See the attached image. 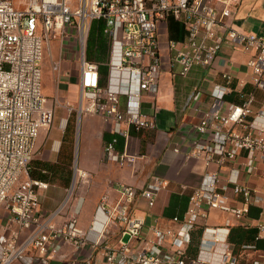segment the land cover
I'll return each mask as SVG.
<instances>
[{"label":"built area","instance_id":"2783aa9c","mask_svg":"<svg viewBox=\"0 0 264 264\" xmlns=\"http://www.w3.org/2000/svg\"><path fill=\"white\" fill-rule=\"evenodd\" d=\"M77 4V9L72 10L68 0H28L18 9L13 0H0V211L5 215L0 226V264H53L65 245L71 248L72 255L71 259L62 258L73 261L91 242V233L95 237L92 245L98 247L115 225L123 227L129 243L117 248L104 245L107 264H186L190 232L207 211L231 214L237 222H243L251 206L263 202L250 187L238 183L237 172L236 180L229 183L234 185V195L243 200L240 206H233L227 195L228 185L221 184L220 171L211 170L224 168L246 151L243 171L264 180V123L255 125L249 121L253 95L223 112L221 102L228 89L215 87V104L189 130L194 136L192 143L185 151L174 149L186 159L202 160L205 168L200 186L190 197L181 230L152 229L154 240L143 242V248L131 249L130 243L141 235L145 221L132 216L130 207L137 200L144 201L150 209L155 207L159 194L168 186L158 176L151 177L143 189L119 184L114 202L108 194L103 195L97 208L102 220L93 219L88 231L79 226L81 202L64 224L54 221L71 197L54 214L45 215L40 210V194L48 184L31 177V165L40 133L52 129L57 109V105L50 109L44 106L45 47L52 56V42L61 44L60 58L52 59L54 72L65 61L78 64L80 112L99 116L110 126L111 139L104 152L124 168L138 160L128 149L131 131L155 128L154 117L141 112V98L144 93H158L163 67L159 30L167 26L169 19L184 28L181 41L170 40L166 32L168 50L175 54L181 77L188 76L194 67L211 68L228 42L250 56L247 67L252 84L264 89V36L227 24L233 15V0H77ZM99 20L104 22V34L109 40L105 86L100 85L99 65L87 60L90 27ZM64 43L70 46L66 52ZM222 79L230 83L233 78L222 74ZM255 117L264 121V106ZM121 141L124 144L120 149ZM259 162L263 163L262 169ZM78 172L87 176L89 183V174ZM168 239L174 250L160 251L158 247ZM212 242L221 241L214 237Z\"/></svg>","mask_w":264,"mask_h":264},{"label":"crops","instance_id":"0c3cea01","mask_svg":"<svg viewBox=\"0 0 264 264\" xmlns=\"http://www.w3.org/2000/svg\"><path fill=\"white\" fill-rule=\"evenodd\" d=\"M232 10L233 15L227 22L230 27L264 36V0H233ZM166 32L169 35L168 24L159 30L163 67L158 93H144L141 98V112L154 117L155 128L140 133L131 131L128 149L131 154L138 156L137 163L121 168L109 160L104 147L111 139L110 126L99 116H87L82 143V163L79 165L89 174L90 187L84 189L79 196L72 195L68 204L72 207L71 217L74 206L78 202L82 203L79 226L88 231L93 219L102 220L101 215L97 213L102 196L108 194L112 202L116 201V189L119 184L143 189L153 176L166 180L168 186L159 194L154 208H148L141 200H137L130 207L132 216L145 221L141 235L130 243L131 249L143 248L146 246L143 242L154 240L152 229H172L175 232L181 230L190 197L200 186L205 168L202 160L186 159L183 153L176 154L174 149L181 148L185 151L192 143L191 138L194 136L189 134V130L197 125L203 113L215 104L213 91L217 85L228 89L221 102L223 112L230 105L242 104L252 94L253 115L249 121L255 125L264 123L255 117L264 106V89L256 88L252 84L247 67L250 56L245 54L241 47L224 43L211 68L194 67L188 76L181 77L180 68L174 60L175 54L168 50ZM60 56L61 51L57 57ZM42 69L44 106L50 109L57 105L56 114L62 109L60 124H66V132L71 129L73 138L77 120L72 116L64 118L63 107L66 104L71 106V101L76 100V94L80 91V75L75 71L68 77L66 63H62L57 72L50 66L54 75L53 78L49 75L51 86L47 89L45 77L49 74L48 67L43 64ZM222 74L231 75L232 81L225 82ZM196 94L199 95L197 100L194 99ZM124 102L123 99L122 103ZM56 118L55 115L51 130L41 131L34 150L35 163L32 162L34 166L31 168V177L48 184V188L40 194V210L45 215L54 214L61 209L66 201V191L71 188L69 181L73 178L74 170L61 166V158L58 155L61 143L60 124L56 125ZM123 144L121 141L118 147L121 149ZM247 157L248 152L242 151L235 162L226 164L220 170L216 167L211 170L220 171L221 184L228 185L227 195L233 206H240L243 200L242 196L234 195V185L229 183L230 180H236L237 172L238 183L250 187L255 196L263 202L253 204L243 222H237L231 214L217 210L207 211L190 232L191 240L185 252L186 264H264V232L261 231V225H264V180L243 171L242 164ZM258 166L262 169L263 163L259 162ZM60 216L54 219L58 225L66 222V219ZM175 218L179 221H174ZM214 237L220 238L221 242L213 243ZM89 238V245L73 261L63 260L62 256L72 255L71 248L65 245L61 249V256L57 257L53 264H107L104 245L117 248L121 243H129V237L124 234L121 225L112 227L110 235L98 247L92 245L94 234L91 233ZM158 249L163 252L174 250L169 239Z\"/></svg>","mask_w":264,"mask_h":264},{"label":"rangeland","instance_id":"374dc122","mask_svg":"<svg viewBox=\"0 0 264 264\" xmlns=\"http://www.w3.org/2000/svg\"><path fill=\"white\" fill-rule=\"evenodd\" d=\"M27 1L28 0H13L15 7L18 9L19 8L22 9L26 5ZM68 2H69V6L72 8V10L77 9V7H78L77 0H68ZM66 42H68V41L66 40ZM63 46H64L63 52H66L68 50V47H70L68 45V43H64ZM51 47H52V53H53L52 56H51L49 49L47 47H45L44 59H43V63H42V65L44 64L46 67H48L47 72L49 74H46V77H45V84L47 86V89H49L51 86L50 81H49V75L52 76V78L54 75V72H51V70H50V66L52 65V59H55L54 57L59 56L60 51L62 50L61 44L58 42H52ZM96 48H97V42H95V45L89 49V52L91 53L92 51H95ZM57 59H59V58L57 57ZM63 63H66L68 66V70H69L68 71L69 72L68 77H70L71 74L75 71L79 74V67H78L77 63H75V62L69 63L67 61H65ZM76 95H77V98L75 101H71V106L64 105V107H63L64 118H68V117L72 116L73 118H75V120H77L76 124H75V129H74L75 133H74L73 138L71 135V129L66 132V129H67L66 124H65V126H64L63 122L60 124V122H61L60 116L62 114V112H61L62 109L60 108L61 110L58 112V114H56V116H57L56 125L60 124L59 139H60L61 143L58 147V155L61 158V166L65 167V168H70V169L74 168L73 176H72L73 178L71 179V181H69V183L71 184V188L69 191H66V200L69 197H72V195L73 196L75 195V197L79 196L83 192L84 189L90 187L89 183L87 182L88 177L87 176L82 177L81 175H79L78 171H83L80 168L79 164L82 163V143H83V135H84V130H85V118L87 116H96V115L81 114V112H80V101L82 98L81 88H80V91ZM71 126H73V122H71ZM75 162H76V166L74 167ZM33 163H35V161ZM33 163L31 165L32 169L34 166ZM70 184H68V187ZM64 204H65V202H64ZM63 205H62V207H63ZM71 208L72 207L67 206V208H65L63 210V213H61L60 217H64L67 221L70 218ZM4 217H5L4 212L0 211V226L3 223L2 219ZM25 236L26 235L24 234V237Z\"/></svg>","mask_w":264,"mask_h":264},{"label":"trees","instance_id":"16d2710c","mask_svg":"<svg viewBox=\"0 0 264 264\" xmlns=\"http://www.w3.org/2000/svg\"><path fill=\"white\" fill-rule=\"evenodd\" d=\"M169 38L170 40L181 41L184 39L183 26L175 21L169 19ZM97 42L95 51L89 52V49ZM109 40L104 34V22L102 20L93 21L90 27L89 36L87 40V60L95 62L99 65L100 85L105 86L108 76V68L106 62L108 60ZM33 178V177H32Z\"/></svg>","mask_w":264,"mask_h":264}]
</instances>
